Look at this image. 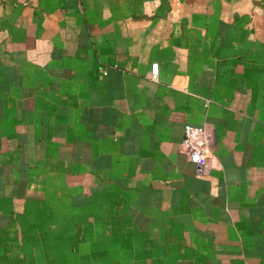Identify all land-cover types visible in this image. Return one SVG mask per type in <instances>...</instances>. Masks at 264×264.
<instances>
[{"label":"crops","instance_id":"1","mask_svg":"<svg viewBox=\"0 0 264 264\" xmlns=\"http://www.w3.org/2000/svg\"><path fill=\"white\" fill-rule=\"evenodd\" d=\"M0 264H264V0H0Z\"/></svg>","mask_w":264,"mask_h":264},{"label":"built area","instance_id":"2","mask_svg":"<svg viewBox=\"0 0 264 264\" xmlns=\"http://www.w3.org/2000/svg\"><path fill=\"white\" fill-rule=\"evenodd\" d=\"M150 74L152 77L157 76V63L152 64ZM208 145L207 129L204 125L186 124L184 126V136L180 143V151L198 167L200 173L204 172L208 166L210 157Z\"/></svg>","mask_w":264,"mask_h":264}]
</instances>
